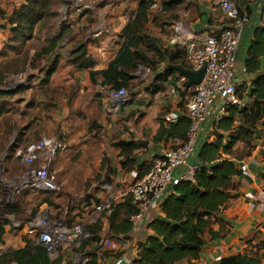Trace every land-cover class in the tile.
<instances>
[{
  "label": "crops",
  "instance_id": "1",
  "mask_svg": "<svg viewBox=\"0 0 264 264\" xmlns=\"http://www.w3.org/2000/svg\"><path fill=\"white\" fill-rule=\"evenodd\" d=\"M153 1L160 5L162 0ZM178 1L181 4L174 12L185 21L190 17L186 24L192 30H204L212 34L225 23L223 15L212 0ZM24 3L25 0H0L1 59L6 58L5 52L16 45L9 16ZM129 3L132 4L136 13L140 0H110L106 24L113 25L114 28L117 24L119 25L123 10ZM238 4L248 13L249 20L237 52L234 80L250 108L253 103V97L250 94L252 77L246 74L243 68L254 27L264 26V0H238ZM83 15L78 16L80 18L78 24L81 26ZM127 23L125 21L117 29H112L111 34L104 33L98 38L90 35L92 29H58L57 34L61 32L60 41L54 51L44 54L47 57L45 65L32 68L33 65L30 63L35 62L33 55L35 51L31 52L29 57H25V70L22 71L27 76L25 83L20 84L19 91L12 95L17 96L15 104L22 102L21 111L16 109V105L15 108L11 105L4 107L0 102L2 129L9 135L7 144L6 140H3L1 146L13 144L10 148L9 146L4 148L2 153L6 160H9L8 162L15 161L14 152L17 148L42 136H54L72 147L71 151L69 149L67 153L62 152L59 156L57 155L51 164V169L61 175L60 184L67 197H72L78 192L77 189L74 190L75 187L78 186L84 190V182L90 178L98 180L100 174L102 175L99 187L93 189V191L96 190L95 192L86 191L89 195L82 197L80 205H72L66 218L50 222L52 226H70L81 222L85 227L96 223L99 228L96 239L111 232L108 219L103 217L94 221L91 219V207L105 198L106 194L123 193L131 183L147 172L153 158L172 144L171 140L154 142L153 138L161 123L169 125L178 121L165 123L164 115L178 114L180 118L184 114L188 97L184 82L178 81L181 73L170 68L172 65H180L179 62L166 60L157 63L153 70L140 65L132 73L134 79L130 82L132 84V90L129 91L130 100L117 112H108L111 88L102 83L101 71L107 68L108 63L120 49L124 41L122 30ZM162 38L163 47L175 46L171 30L169 35ZM244 38H247L248 42L245 47L243 46ZM157 39L159 40L160 36ZM17 46L19 45L15 47ZM183 61L187 65L185 54ZM52 64L55 68L48 72ZM171 86L176 88L171 90ZM0 90L14 89L6 84L5 87L0 84ZM12 96H0V99ZM218 104L219 100H216L212 115L201 126L194 154L190 158L191 162H198V150L204 143L215 140L214 122L224 115L218 117ZM256 129L257 132L254 133L253 138L249 139L248 145L238 140L232 146L233 152L239 157L233 161L240 169V173L231 178L230 191L234 197L212 215L211 223L203 233L205 243L199 257L183 259L177 264H217L224 257L254 250L258 240L264 237V115L256 125ZM103 131H107V134L104 141L96 147L98 150L93 155H86L87 150L84 148L94 142V139H97ZM14 135H17V141L12 142L11 137ZM86 140L90 141L84 143ZM120 140L128 141L136 146L130 156L134 159V163L128 164L127 167L121 165L123 156L120 155L121 148L118 145ZM73 150L81 151L77 160L81 165L79 168L75 166V162H70ZM80 162H87L88 165L83 167ZM102 162L105 165H102ZM242 165L246 166V170L241 168ZM105 184L108 186L107 189L104 188ZM48 201L50 200L43 199L42 203L49 204ZM151 215L152 217L145 220L137 231L130 233L129 237L134 245L140 247L149 236L154 235V231L148 224L163 216L162 206L156 211H151ZM39 217L40 215L37 214L23 222V225L20 221H9L5 226L4 243L7 229L11 226L16 229L20 227L18 230L26 239L32 240L34 235L28 233L29 225L37 222ZM211 230L217 233L216 237L212 236ZM90 238L83 242V246L93 249L95 240ZM16 244L15 247L8 246L3 252L23 247L25 242L19 238ZM62 248L64 253H56L53 256L48 254L52 261L60 259L55 264H67L70 261L67 248L63 246ZM260 253L262 254L261 264H264V249L260 250ZM96 259L98 264H114L107 252Z\"/></svg>",
  "mask_w": 264,
  "mask_h": 264
},
{
  "label": "trees",
  "instance_id": "2",
  "mask_svg": "<svg viewBox=\"0 0 264 264\" xmlns=\"http://www.w3.org/2000/svg\"><path fill=\"white\" fill-rule=\"evenodd\" d=\"M60 2L61 0H25V3L9 16L16 39L13 40L19 45L18 41L30 39L37 24L48 16L57 15L54 8ZM152 3L153 0H140L134 18L123 27L124 41L120 49L108 63L107 68L101 71L102 83L109 85L110 88L127 87V90L131 91L130 82L134 79L132 73L140 65L153 70L157 63L169 60L179 62L178 64L188 69V65L183 61V50L179 46L163 47L157 38L145 32L144 26ZM180 4L178 0H162L160 10L173 12ZM177 17L178 15H175L174 19ZM60 38L61 32L51 37L48 44L36 52L35 58L54 51ZM24 68L25 66H22L20 69ZM54 68L52 64L48 72ZM244 69V72L252 77L250 91L253 97L252 105L250 108L247 106L242 109L230 106L226 114L214 122L215 140L204 143L198 150L199 166L194 181L181 182L174 187L173 193L166 197L162 203L163 216L148 224L154 235L149 236L145 243L140 245L137 264H177L183 259L199 257L205 243L203 233L209 227L212 215L234 197L230 191L231 178L239 174L240 169L233 160L222 158V154L227 153L238 159L232 150L233 144L242 140L248 145L249 139L257 132L256 125L264 115V26L254 27L246 50ZM17 70L18 67H15L13 71ZM2 72L4 71L0 69V84L3 83L2 77L6 75V72L5 75ZM18 73L22 72L14 74ZM236 88L241 96L239 88L237 86ZM19 89L17 87L9 91L0 90V96H12ZM189 123L185 114L181 115L176 123L169 125L161 123L153 138L154 142L185 139ZM118 145L121 148L120 155L123 156L121 165L127 167L128 164L134 163L130 156L136 146L124 140H120ZM7 211L16 212V206L5 205L0 213ZM135 212L136 208L130 198L116 204L108 217L111 234L128 233L132 227L130 216ZM8 222V219L0 218V246L4 244L3 235ZM86 229L91 233L90 239L96 240L99 230L97 224L87 225ZM210 232L213 237L217 236L216 232L212 230ZM262 249L264 237L258 240L254 250L224 257L217 264H261ZM59 260L52 261L46 248L40 243L30 245V239L25 240L23 247L4 252L0 250V264H55ZM92 264H98L95 256Z\"/></svg>",
  "mask_w": 264,
  "mask_h": 264
},
{
  "label": "built area",
  "instance_id": "3",
  "mask_svg": "<svg viewBox=\"0 0 264 264\" xmlns=\"http://www.w3.org/2000/svg\"><path fill=\"white\" fill-rule=\"evenodd\" d=\"M71 1L72 10L77 14L94 9L96 5L94 1L103 2L104 9L110 6V0ZM212 1L225 19V23L215 33L192 30L183 17H177L170 23L173 44L184 50L188 69L198 71L204 68L202 81L185 87L188 97L184 114L190 121L185 139H173L167 149L153 158L147 172L131 183L123 193L106 194L105 198L91 207L93 221L102 217L107 220L116 204L130 198L136 208V212L130 216L131 230L126 234L101 235L95 240V247L89 249L83 246V242L90 238V232L83 223L52 226L50 221L39 217L37 222L29 225L28 233L34 235L30 245L42 244L51 256L56 255L58 247H66L70 256L67 264H92L94 256L101 257L106 252L110 254L114 264H137L140 247L132 243L130 233L137 231L145 220L152 217L151 211L160 209L166 196L175 186L181 182L194 181L199 164L191 162L190 158L194 154L201 126L212 115L216 100H219L218 117L225 114L230 106L238 109L247 107L245 99L237 92L234 78L237 52L249 15L239 6L238 0ZM150 9L160 10L161 6L153 1ZM109 32L104 16L100 15L90 35L98 38ZM7 79H9L7 85L12 89H16L26 80L22 73L13 74ZM178 81L183 83L186 77L181 75ZM175 88L171 86V90ZM109 96L111 102L108 112L111 113L117 112L130 100V94L125 87L111 88ZM178 118V114L172 113L163 116L165 123L175 122ZM67 149L68 144L54 136H42L17 148L14 158L25 167V170L16 173L4 183L15 195L29 189L58 192L60 187L51 164L59 153ZM222 158L236 160L227 153H223ZM241 168L246 170L245 165ZM2 184L0 182V185ZM104 188L107 189L108 186L105 184Z\"/></svg>",
  "mask_w": 264,
  "mask_h": 264
},
{
  "label": "rangeland",
  "instance_id": "4",
  "mask_svg": "<svg viewBox=\"0 0 264 264\" xmlns=\"http://www.w3.org/2000/svg\"><path fill=\"white\" fill-rule=\"evenodd\" d=\"M95 2V8L94 9H89L85 10L84 13L82 14H77L74 12L72 9V1L71 0H61L59 5L55 7L54 9L57 11V15L55 16H48L44 18L39 24L35 26V29L33 31V34L30 39H22L18 41L19 46H11L12 48H9L7 52H5L6 58L1 59L0 57V69L4 72H6V75L4 72L5 76L2 77L3 80V87H5V84L7 85L8 77H11L15 72H22L25 70L20 69L22 66L24 67L25 64L23 62L26 61V56L29 57L31 52H34V60L32 68L35 67H40L42 65H45V62L47 61L46 55H42L39 58H35L36 52L38 53L41 49V47L46 46L48 44V40L55 36L58 32V29H93L95 27L96 21L99 18L100 15H103L105 19L108 18L107 13L108 9H104L103 2ZM84 14V15H83ZM83 15V24L82 26L79 25L80 23L78 16ZM176 13L172 10H154L150 9L148 10V19L145 23V32L148 33L149 35L156 37L160 36V43L163 44L164 40L162 36H167L170 33V22L174 19V16ZM135 16L134 8L131 3L127 5V8L123 10V17L120 18V24L114 28L113 25L108 26L110 29L109 34L113 32L112 29H117L122 23L126 21V23L130 20H132ZM190 18V17H189ZM188 18V19H189ZM188 19H186V22H188ZM158 33V34H156ZM162 35V36H161ZM156 37V38H157ZM13 39L16 40L13 36ZM247 38H244V44L243 46L247 45ZM15 47V48H14ZM7 53V54H6ZM15 67H18L17 71H13ZM9 74V75H8ZM25 78L27 77L25 73H22ZM31 83L33 82L32 79L29 80ZM127 89V87H125ZM130 91V90H128ZM17 96H12L11 98H2L0 99V102L3 103L4 107L11 105L18 111H21L23 104L22 102H18L15 104ZM2 120H0V182L3 183L0 185V210L5 207V205H10V206H16V212H4L0 213V218H6L9 221H20L21 224L25 222L27 219L36 216L37 214L40 215L42 219H46L48 221L52 220H57L60 221V219L66 218L68 215V211L72 205H80L82 202V197L87 196L89 191L90 192H95L96 190L93 191L95 187H99L100 181L102 175L100 174L98 180H93V178L88 179L87 182H84V190L75 187L74 190L77 189V193L73 194L72 197H67L66 194L64 193L61 184H60V174L56 173L57 175V181L58 185L60 187L59 193H42V192H37L36 190H25L19 195H15L12 193L7 188V185L4 182L9 181L13 175L16 173L22 172L25 170V167L21 166L17 161H12L8 162L9 160H6V158L2 155L4 152V148L11 145H2V141L6 140V144L9 141V135H7L6 131H3L2 129ZM107 134V131H103L100 135H98L97 139H94V142H91L88 144L84 150H87L86 155H93L95 154V151L98 150L96 148L100 142L104 141L105 136ZM102 135V137H101ZM15 137V138H14ZM12 138V142L17 141V135H14ZM37 140V139H36ZM95 140L97 142H95ZM35 141V140H34ZM90 140H86L84 143H88ZM100 148V147H99ZM71 151L72 147L68 146L66 153ZM77 150H73L71 154V159L70 162L73 163L75 162L76 167H80L79 162H77L81 151L76 152ZM64 152V153H65ZM61 154V153H59ZM58 154V156H59ZM84 160V159H83ZM80 164L84 166H87V162H80ZM102 165L105 163L102 162ZM54 170V169H52ZM95 188V189H97ZM82 190V191H81ZM88 191V192H86ZM72 198V199H71ZM43 199H48L52 201V205L42 203ZM23 225V224H22ZM20 228V227H19ZM19 228H13L12 226L7 229V235L5 238V243L4 245L0 246V250H7L8 246L10 247H15L17 244V239L20 238V240L24 241L26 240V237L23 235L22 232H20L18 229ZM33 241V240H32ZM94 242V241H93ZM34 244V243H32ZM87 246V245H86ZM62 247L57 248V253H64Z\"/></svg>",
  "mask_w": 264,
  "mask_h": 264
},
{
  "label": "water",
  "instance_id": "5",
  "mask_svg": "<svg viewBox=\"0 0 264 264\" xmlns=\"http://www.w3.org/2000/svg\"><path fill=\"white\" fill-rule=\"evenodd\" d=\"M170 68L178 70L181 75H184L186 77V81L184 82L185 87H189L193 84H198L203 79L204 68H201L198 71L185 69L180 65H172Z\"/></svg>",
  "mask_w": 264,
  "mask_h": 264
}]
</instances>
